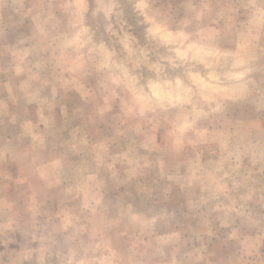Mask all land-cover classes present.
I'll list each match as a JSON object with an SVG mask.
<instances>
[{
    "label": "rangeland",
    "instance_id": "rangeland-1",
    "mask_svg": "<svg viewBox=\"0 0 264 264\" xmlns=\"http://www.w3.org/2000/svg\"><path fill=\"white\" fill-rule=\"evenodd\" d=\"M0 74V264H264V0H0Z\"/></svg>",
    "mask_w": 264,
    "mask_h": 264
},
{
    "label": "crops",
    "instance_id": "crops-1",
    "mask_svg": "<svg viewBox=\"0 0 264 264\" xmlns=\"http://www.w3.org/2000/svg\"><path fill=\"white\" fill-rule=\"evenodd\" d=\"M6 41L8 43H11V42L15 43V39H9L8 38ZM2 92L3 93H0V102H2L3 104H2V108L0 110L3 111V109H4V112H6V111L9 112V113H6L1 118L4 121H6V125H5L6 127H4L5 129L2 131V134L7 136V137L5 136V138H9V134H12V133H8L7 132V128H9V127L12 128V127H14L16 125H23L25 122L31 120L30 117H29V113H30V110H31V105L26 106L25 103L23 104L24 101H22V102L20 101L16 105V104H14L15 102L12 100L13 99V94L10 93L9 89H6V88L2 89ZM16 109H18V110H20V112H22V118H16V121H15V116H13V113L15 111H17ZM42 153H43L42 151H38L35 154V157L41 156ZM56 161L54 159V161L51 162V163H55ZM51 163H49V164H51Z\"/></svg>",
    "mask_w": 264,
    "mask_h": 264
}]
</instances>
